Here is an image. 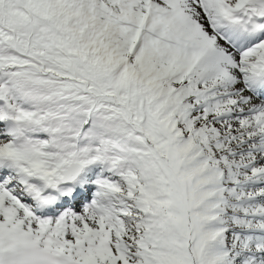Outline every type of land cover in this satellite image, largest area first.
I'll list each match as a JSON object with an SVG mask.
<instances>
[{
  "label": "snow or ice",
  "instance_id": "6c2138e0",
  "mask_svg": "<svg viewBox=\"0 0 264 264\" xmlns=\"http://www.w3.org/2000/svg\"><path fill=\"white\" fill-rule=\"evenodd\" d=\"M0 264H264V0H0Z\"/></svg>",
  "mask_w": 264,
  "mask_h": 264
}]
</instances>
